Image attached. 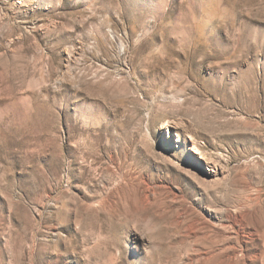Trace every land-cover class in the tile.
<instances>
[{
    "label": "rangeland",
    "instance_id": "obj_1",
    "mask_svg": "<svg viewBox=\"0 0 264 264\" xmlns=\"http://www.w3.org/2000/svg\"><path fill=\"white\" fill-rule=\"evenodd\" d=\"M0 264H264V0H0Z\"/></svg>",
    "mask_w": 264,
    "mask_h": 264
},
{
    "label": "bare ground",
    "instance_id": "obj_2",
    "mask_svg": "<svg viewBox=\"0 0 264 264\" xmlns=\"http://www.w3.org/2000/svg\"><path fill=\"white\" fill-rule=\"evenodd\" d=\"M162 129H167V127H166V126H163ZM167 130H168V129H167Z\"/></svg>",
    "mask_w": 264,
    "mask_h": 264
}]
</instances>
